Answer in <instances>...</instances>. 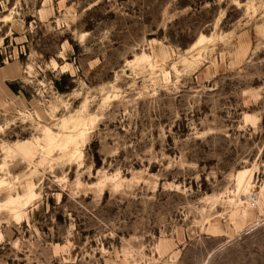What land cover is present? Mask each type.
Wrapping results in <instances>:
<instances>
[{
	"label": "rangeland",
	"instance_id": "obj_1",
	"mask_svg": "<svg viewBox=\"0 0 264 264\" xmlns=\"http://www.w3.org/2000/svg\"><path fill=\"white\" fill-rule=\"evenodd\" d=\"M0 264H264V0H0Z\"/></svg>",
	"mask_w": 264,
	"mask_h": 264
},
{
	"label": "bare ground",
	"instance_id": "obj_2",
	"mask_svg": "<svg viewBox=\"0 0 264 264\" xmlns=\"http://www.w3.org/2000/svg\"><path fill=\"white\" fill-rule=\"evenodd\" d=\"M242 181H243V175L242 174H239V177H238L239 187L242 185ZM243 191H244V193H247V188L244 187V190Z\"/></svg>",
	"mask_w": 264,
	"mask_h": 264
}]
</instances>
